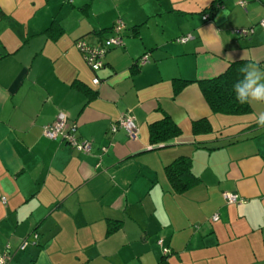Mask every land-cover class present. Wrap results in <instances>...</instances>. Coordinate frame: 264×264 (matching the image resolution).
Segmentation results:
<instances>
[{"label": "crops", "instance_id": "1", "mask_svg": "<svg viewBox=\"0 0 264 264\" xmlns=\"http://www.w3.org/2000/svg\"><path fill=\"white\" fill-rule=\"evenodd\" d=\"M237 1L0 0V249L38 234L10 264H264V104L213 112L196 82L236 60L264 70V0ZM117 20L123 44L92 71L75 41L98 44ZM60 111L89 153L44 136ZM126 113L136 138L110 131ZM165 117L179 133L153 143ZM180 156L192 179L177 191L166 167Z\"/></svg>", "mask_w": 264, "mask_h": 264}, {"label": "trees", "instance_id": "2", "mask_svg": "<svg viewBox=\"0 0 264 264\" xmlns=\"http://www.w3.org/2000/svg\"><path fill=\"white\" fill-rule=\"evenodd\" d=\"M218 5L219 4H217V6ZM209 8H207V9H209V11L212 12L213 6H211ZM205 10H202V12H201V13H203V15L206 14V13H204V12H206ZM117 21L111 27V31H112L111 34L112 35L104 38L98 44H91V45L100 46L103 44V42L107 38H109L113 35L114 36L119 35V36H121V38L123 40L122 28L124 27V24H123V27L121 28V30L117 33L114 30V28L117 25ZM79 39H82V38H79ZM82 40H84V39H82ZM109 49L110 48H108V50ZM103 61H104V56H103ZM86 63H87V61H86ZM246 63H248V60L232 61L228 64L227 68L222 73H220L219 75H217L213 78L196 81L200 87V90H201V93H202L204 99L206 100L210 109L213 112L224 113V114H245V113H249L251 111L249 104H239L236 101L235 95L232 91V85L239 76L238 70L240 67H242ZM137 64L139 65V62ZM103 65H104V63H103ZM90 69L92 70L91 67H90ZM92 71H94V70H92ZM188 82L189 81H187V80L175 79V86H174L175 90L177 91V90L181 89ZM195 123L196 124L194 126V131L198 132L199 130L197 128V122H195ZM178 133H179L178 127L176 125H174L168 117H165L162 120L153 123L150 127V137H151V140L153 143L164 140L168 136H175ZM166 174H167V177H168L172 187L175 190H177V191L185 190L187 188L189 182H190L189 179H192V177H191L192 174L190 172V159L187 156H180V157L176 158L171 164H169L166 167ZM117 226H118V222L111 221L109 223V226H108V232H110V233L113 232L114 230L117 229ZM166 248L168 249V252L166 254H163V256H167V254H169L171 252L170 248H168L167 246H166Z\"/></svg>", "mask_w": 264, "mask_h": 264}, {"label": "built area", "instance_id": "3", "mask_svg": "<svg viewBox=\"0 0 264 264\" xmlns=\"http://www.w3.org/2000/svg\"><path fill=\"white\" fill-rule=\"evenodd\" d=\"M245 0H238L237 3L241 6H244ZM208 14H204L203 18H207ZM260 25L264 26V19L260 20ZM123 27V22L121 20L117 21V25L114 28L115 32H119L121 28ZM233 32L241 35L246 36L250 32L252 33V29L248 28H234ZM190 38L189 36H182L179 37L177 40L180 42L187 41ZM123 44V40L121 36L119 35H113L109 38H107L102 45L95 46L87 43L86 41L82 39H77L75 41L76 48L81 52L84 59L87 61L88 65L92 68V70L97 71L103 66V56L108 50V48L111 47H117L121 46ZM148 55L144 54L140 60L139 63L143 64L147 62ZM93 83L98 84L100 82V79L98 76L93 78ZM119 128H122L126 131L127 135L131 138H136L138 135V127L135 122V118L132 114L126 113L121 115L118 120L111 124L110 131L115 132ZM43 134L49 139H61L62 141L69 144L71 147L75 148L76 150L83 152V153H89L91 150V141L88 139L78 140L77 138V124L73 120H70L69 116L65 112H58L55 116L54 120L51 123H48L43 128ZM223 199L226 203H237L240 201V198L237 193L235 192H224L223 193ZM4 201V198H2ZM217 215L213 216V219H216ZM35 238L37 237V234H34ZM157 243L162 246V254H166L168 252V249L163 244V239H159ZM28 244V239L24 238L20 245L19 249L23 250ZM11 249L9 245H6L5 248L0 251V264H8L9 260L11 258Z\"/></svg>", "mask_w": 264, "mask_h": 264}, {"label": "clouds", "instance_id": "4", "mask_svg": "<svg viewBox=\"0 0 264 264\" xmlns=\"http://www.w3.org/2000/svg\"><path fill=\"white\" fill-rule=\"evenodd\" d=\"M238 71L239 76L232 85L236 101L239 104H264V70L257 63L249 62ZM255 122L264 128V112L257 115Z\"/></svg>", "mask_w": 264, "mask_h": 264}, {"label": "rangeland", "instance_id": "5", "mask_svg": "<svg viewBox=\"0 0 264 264\" xmlns=\"http://www.w3.org/2000/svg\"><path fill=\"white\" fill-rule=\"evenodd\" d=\"M239 202H240V201H239ZM239 202H237V203H239ZM226 204H228V203H226ZM34 234H35V233L33 232L32 235H31L32 239H28V244H27V245H31V244H35V243H36V239H37V237H38V234L36 233V234H37V237H36V238H35ZM23 239H24V238H23ZM23 239H22V240H23ZM159 239H161V238H159ZM159 239H158V240H159ZM22 240H21V241H22ZM158 240H157V241H158ZM20 243H21V242H20ZM20 243H19V245H20ZM30 243H31V244H30ZM157 244H158V243H157ZM6 245H9V244H6ZM19 245L16 246L17 248L15 247V249H12V248L10 247V249H11V254H12V255H11V258H10L8 264H10V261L12 260V258H13V256H14V253L16 252V250H18V251L21 250V249H19ZM158 245H159V244H158ZM159 246H160V245H159ZM4 248H5V247H4ZM4 248H3V249H4ZM25 248H26V247H25ZM160 248H162V246H160ZM3 249H0V251H2ZM23 250H24V249H23ZM21 251H22V250H21Z\"/></svg>", "mask_w": 264, "mask_h": 264}]
</instances>
